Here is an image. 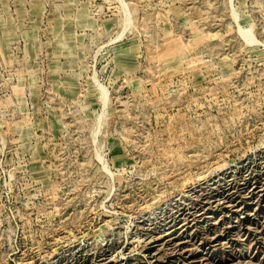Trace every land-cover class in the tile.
Instances as JSON below:
<instances>
[{
  "label": "rangeland",
  "instance_id": "374dc122",
  "mask_svg": "<svg viewBox=\"0 0 264 264\" xmlns=\"http://www.w3.org/2000/svg\"><path fill=\"white\" fill-rule=\"evenodd\" d=\"M0 264H264V0H0Z\"/></svg>",
  "mask_w": 264,
  "mask_h": 264
}]
</instances>
